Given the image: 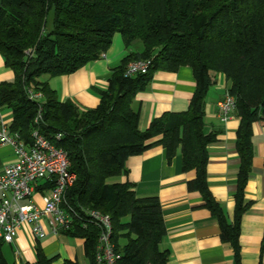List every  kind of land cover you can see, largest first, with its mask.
I'll return each instance as SVG.
<instances>
[{
    "label": "trees",
    "instance_id": "obj_1",
    "mask_svg": "<svg viewBox=\"0 0 264 264\" xmlns=\"http://www.w3.org/2000/svg\"><path fill=\"white\" fill-rule=\"evenodd\" d=\"M117 34L128 49L141 42L143 50L129 53L112 70L96 108L62 102L49 82L41 80L73 75L100 60ZM0 54L15 73L13 81L0 84V109L13 113L11 132L27 142L35 129L52 141L62 135L53 143L68 154L70 171L77 175L67 200L86 224L74 221L65 235L85 241L88 264H95L99 238L98 227L88 222V210L111 217L119 264H167L169 254L160 248L167 234L161 202L157 196L138 197L127 169L131 158L157 145L166 150L169 162L181 150L184 171L196 172L188 190L201 194V207L217 219L222 242L233 246L235 264H241L253 127L264 120V0H0ZM140 60L149 61V71L127 76L128 65ZM182 67L193 70L197 85L188 111L156 118L142 132L140 109H133L137 95L157 72L175 73ZM219 74L230 84L240 119L233 224L207 178L209 147L217 135L205 131L206 100ZM30 92L43 99L31 100ZM123 176L126 182L110 183ZM58 260L38 249L34 264ZM0 264H7L1 255Z\"/></svg>",
    "mask_w": 264,
    "mask_h": 264
},
{
    "label": "crops",
    "instance_id": "obj_2",
    "mask_svg": "<svg viewBox=\"0 0 264 264\" xmlns=\"http://www.w3.org/2000/svg\"><path fill=\"white\" fill-rule=\"evenodd\" d=\"M51 23H53V15ZM50 28V27H49ZM143 50L136 42L127 48L121 35L114 37L111 48L98 61L86 65L77 73L50 78L62 102H72L81 109H94L100 103V93L107 91L112 70L119 66L131 52ZM15 73L6 66L0 54V84L11 82ZM229 82L222 74L206 100L205 131L217 135V141L209 147L207 178L210 190L223 208L229 224L235 221L239 155L236 150L240 119L236 111L223 123L218 116L217 104L224 99ZM197 85L193 70L182 67L175 73L157 72L147 90L140 92L133 102V109H140L139 129L147 131L156 118L167 113L188 111ZM0 119L11 124L13 113L0 109ZM253 167L245 190L248 208L241 224V264H264V120L253 127ZM15 162L14 149L0 146V173ZM128 180L135 185L138 197L157 196L161 202L167 234L160 245L167 251V264H235V250L230 243L221 240V227L211 212L202 208L203 197L199 192L188 190V182L196 172H185L181 150L169 162L166 150L157 145L145 154L127 162ZM127 177L117 179L126 182ZM40 201L39 197H37ZM48 236L38 240L30 226L19 229L13 244L0 246V255L7 264H34L37 250L46 257H59L56 264L65 261L88 264L85 241L65 234Z\"/></svg>",
    "mask_w": 264,
    "mask_h": 264
},
{
    "label": "built area",
    "instance_id": "obj_3",
    "mask_svg": "<svg viewBox=\"0 0 264 264\" xmlns=\"http://www.w3.org/2000/svg\"><path fill=\"white\" fill-rule=\"evenodd\" d=\"M150 63L146 60L128 65L126 75L146 74ZM42 94L30 92V99L39 101ZM237 102L229 92L217 104L218 116L223 123L231 119ZM35 129L31 142L19 133H12L10 124L0 119V146L14 149L15 162L0 173V246L14 243L19 229L30 226L36 239L62 235L72 229L74 221L86 226L81 213L68 202L69 190L74 187L77 175L70 171L68 154ZM52 184L48 189L46 186ZM39 197L40 201H38ZM88 222L99 229L95 264H119L120 255L113 241L111 217L97 210L85 211ZM82 217V218H81Z\"/></svg>",
    "mask_w": 264,
    "mask_h": 264
},
{
    "label": "rangeland",
    "instance_id": "obj_4",
    "mask_svg": "<svg viewBox=\"0 0 264 264\" xmlns=\"http://www.w3.org/2000/svg\"><path fill=\"white\" fill-rule=\"evenodd\" d=\"M51 20H52V17L50 18V24H49V27H50V28H52ZM118 35H120V34H118ZM139 45H141V47H142V43H141V42H139ZM49 79H50V77H48V76H44L41 80H42V81H47V82H48ZM42 99H43V97L40 98L39 101H41ZM118 179H119V178H118ZM116 180H117V179H111V180H110V183L116 182ZM124 243H125V242H124ZM122 244H123V243H122Z\"/></svg>",
    "mask_w": 264,
    "mask_h": 264
}]
</instances>
